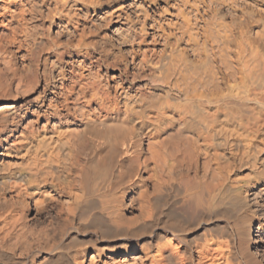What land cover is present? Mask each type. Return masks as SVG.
<instances>
[{
  "label": "bare ground",
  "instance_id": "obj_1",
  "mask_svg": "<svg viewBox=\"0 0 264 264\" xmlns=\"http://www.w3.org/2000/svg\"><path fill=\"white\" fill-rule=\"evenodd\" d=\"M71 1L0 0V264H264V0Z\"/></svg>",
  "mask_w": 264,
  "mask_h": 264
},
{
  "label": "rangeland",
  "instance_id": "obj_2",
  "mask_svg": "<svg viewBox=\"0 0 264 264\" xmlns=\"http://www.w3.org/2000/svg\"><path fill=\"white\" fill-rule=\"evenodd\" d=\"M67 1H69V2H72L71 0H67ZM114 2H112V4L113 5H115V3L116 4H122V2L125 4V5H128L129 4V2H130V0H113ZM116 1V2H115ZM62 7V6H61ZM105 7L103 8V9H101V11L100 12H98V13H96V15H93L91 12L89 13V15L87 16L86 14H83V13H79V17H80V20H83L84 22H87L86 24H87V28L89 29V28H92V26L94 27V28H97L98 30H96V29H94L96 32H95V34H97V35H95V37H90L91 39H89V41H87L88 39L87 38H89V36L86 38V41H87V43H88V47H89V49L92 51V52H95L96 50H97V52H99L100 50H105V48H106V50L107 49H112V48H114V47H116L115 46V44H114V37H113V35L111 34V31L113 30V28H114V24H112V23H109V24H106V23H102L101 22V19H99V18H97V17H99L100 16V14L101 13H103V12H105ZM129 9V10H128ZM134 10V8L131 6V7H127L126 8V10L128 11V12H131V11H133ZM59 10L61 11V12H63V13H65V11H66V7L65 6H63L62 8H60L59 7ZM63 10V11H62ZM83 17H81V16ZM91 15V16H90ZM98 15V16H97ZM47 16V15H46ZM46 16H42L40 19H37L39 22L40 21H42L43 20V18L44 17H46ZM50 16H47V18L49 19H47V18H44V21H42V23H38V21H33V23H32V26L34 27V25L35 24H37V25H39V26H37V25H35V27L34 28H36L38 31H39V29L40 28H38V27H42V25H43V27L40 29V31H41V33H43L44 34V32L45 33H47V34H44V35H42L41 37V39H43V41L41 40V42H42V45H47V44H52V42L55 44H57L59 41V43L57 44V45H60V46H63V44H64V47L65 46H68V44H69V46L68 47H71V48H67V49H69V50H74L75 48V46H73L75 43V41L74 40H76L75 38H73L74 36L72 35V34H68V33H66V32H63L64 30L61 28V29H59L58 31L60 32H58L57 31V34H54L55 32H56V30H57V25H58V23L60 22V21H57L58 20V18H55V17H57V15L56 16H51L50 18H49ZM84 17H86V18H84ZM89 17H90V21H88V19H89ZM47 19V20H46ZM87 20V21H86ZM103 20V19H102ZM47 21V22H46ZM48 21H50V22H48ZM93 21H94V23H93ZM100 21V22H99ZM36 22V23H35ZM52 22V24H50ZM57 22V23H56ZM46 23V24H45ZM61 23H62V21H61ZM90 23H93V24H90ZM99 23L101 24V26H97V25H99ZM42 24V25H41ZM48 24H50V25H48ZM54 24V25H53ZM60 24V23H59ZM94 24H95V26H94ZM105 24V25H104ZM112 24V25H111ZM41 25V26H40ZM88 25H89V27H88ZM92 25V26H91ZM37 26V27H36ZM48 26H49V28H48ZM56 26V27H55ZM103 26V27H102ZM106 26H107V28H106ZM100 29H99V28ZM42 29H44L43 31L44 32H42ZM93 29V28H92ZM92 29H90L93 33H94V30H92ZM61 30H62V32H61ZM47 31V32H46ZM59 33V34H58ZM63 33H65L64 35H62ZM45 35H46V37H48V38H46L45 37ZM70 37V35H71V37H70V39L68 38V36ZM55 38H54V37ZM60 36V37H59ZM108 36V37H107ZM113 37V39H112V37ZM44 37L46 38V41H45V39H44ZM50 37V38H49ZM59 37V38H58ZM65 37V38H64ZM51 38L53 39V41L51 40ZM99 40V42H104L103 44H105L106 46H104L103 45V47H102V42L101 43H99L98 42V40ZM102 40H101V39ZM73 39V40H72ZM95 39V40H94ZM52 42H51V41ZM54 40L56 41V42H54ZM72 40V41H71ZM97 40V41H96ZM67 41V42H66ZM70 41V42H69ZM90 41H93V43H91ZM64 42V43H63ZM94 42H96V44L94 43ZM71 43V44H70ZM89 43H91V44H93V46L91 45V44H89ZM98 43V44H97ZM66 44V45H65ZM100 44V45H99ZM101 46V47H99V46ZM74 49H73V48ZM94 47V48H93ZM97 48V49H96ZM97 52H95L94 54L95 55H97L98 53ZM86 62V63H85ZM69 63V62H68ZM75 63V62H74ZM74 63L73 62H71V63H69L70 65H74ZM68 64V65H69ZM84 64L86 65H88V66H86V67H88L89 68V71L91 70V72H93V73H96L97 72V70L95 69V68H93V69H90V65H89V61L88 60H85L84 61ZM76 65V64H75ZM93 70V71H92ZM96 70V71H95ZM95 71V72H94ZM98 73V72H97ZM101 75H104V74H101ZM259 77H260V79L262 80H264V72H262V73H260V75H259Z\"/></svg>",
  "mask_w": 264,
  "mask_h": 264
}]
</instances>
